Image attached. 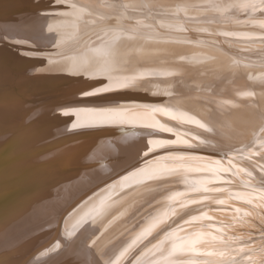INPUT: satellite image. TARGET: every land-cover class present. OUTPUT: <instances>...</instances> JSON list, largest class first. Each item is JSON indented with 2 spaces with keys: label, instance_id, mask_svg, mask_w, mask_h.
<instances>
[{
  "label": "rangeland",
  "instance_id": "1",
  "mask_svg": "<svg viewBox=\"0 0 264 264\" xmlns=\"http://www.w3.org/2000/svg\"><path fill=\"white\" fill-rule=\"evenodd\" d=\"M58 1L59 0H57V2ZM132 1L113 0L112 2V0H99L101 4H99L98 2L97 3L102 7H100L102 16L95 14L93 16L89 15V17H87L89 20L93 17V22H91L90 20V22L88 23V29L93 30V28L95 27V31L91 32V35L89 34L90 36L88 38L85 37L84 39H82L80 36L84 34L87 29H82L84 27V24H81L82 26L80 28L72 29L70 32L65 33H71V41L55 49V53L51 57L54 59L56 58V60L59 58L65 60L70 58L71 60L74 59V61H76L77 59L79 61L81 53L84 49H86L85 51L103 50V52L107 51L106 53L109 54L111 52L115 54L124 51L125 56L133 55L136 57V60L134 61H136L137 67H139V65L145 64V62L147 63L151 61L150 64H153V61L154 63H156L157 61V63H160L158 67L160 68V66H162L161 71L157 67L159 72L154 67V69L157 71V81L160 82L161 85L162 81H165L166 84L164 83L163 85V87L165 88L169 86L172 87L173 90L177 88V93L171 92L164 94L163 98L166 100L168 99L169 95L177 94L179 96L178 99L185 100L188 106L191 105L190 109H192L193 111L199 112L200 110L201 112H203V116L206 118V121L209 120L210 122H201L202 120H205V118L203 117L204 119L202 118L201 121L195 123L194 125L189 124L190 120L183 121L187 122L188 126L183 127L182 123L178 124L179 120H175L174 122L176 123H174L173 121L165 120L163 117H161L160 114H158L154 116V119L158 118L156 123H154V119L151 120H154L153 123L155 124V127H149L148 125H153V123L145 125V123L148 122L147 117H149L147 113L151 111L150 113L153 114V110L155 109H152L151 106H146V103H143V100L137 95L132 97L130 96V100H128L127 102L123 101V104H121L122 101L116 102L114 104L119 106L107 105L99 107L102 110H100L99 108H95L99 109L98 111L96 110V112H102L103 108L110 111L115 110L113 113L116 117L122 116V114L126 113L125 115L129 117V121L134 118L130 122L127 120L128 122H125V124L127 125L126 127H131L133 126V124L135 127H138L140 125L142 126L140 129H142L143 133H140L139 135H143L145 133L148 137H139L137 140L141 143L142 141L144 142L142 145L144 146V149L133 157H129L131 154H129L128 157L124 154H121L108 159L109 161L106 159L107 157L104 158L107 160L106 162L109 163L110 166H114L112 171L107 172L101 176L98 175L94 179L92 178L90 180L91 182H82V188L85 191L80 189L82 193L78 192V195H74V198H76L75 196H77L78 200L74 203H71V201H73L74 199L73 197H71V199H73L70 202L67 201L69 204L65 203V205L63 204L64 206L61 204L58 207V210L56 209V211H54L55 215L53 216V218L51 217L53 219L52 221L56 223L54 219L57 218H55V216L59 217L62 214L60 216V219L63 225H57V223H53L55 225H53L51 228V226H48V222L46 223L48 228L43 235V237H45L39 241L40 243L38 242V244H40L38 245L40 249L38 248L35 252H31V250H33L32 247L25 249V255L22 256L23 258L16 255L12 256L11 253L7 251L6 254L1 257V260H3L4 257L6 259H4L2 263L0 262V264H56L58 261H60V259H64L67 254H69V251L72 250V246L74 245V243L79 240L78 236L82 233H85V230L89 225L92 226V222L89 223V221L92 220L94 222H98L97 225H99L101 228L97 230L99 231L98 233L97 231L95 233L93 232L92 234L91 231L87 232L89 237L91 235L90 239L94 240L93 244H95V241L98 240V243L95 244L96 247L93 249V251H96L95 249H97L98 247L96 251L98 253L95 252L97 256L100 254L102 255L103 252L105 254L108 252L110 254H113L110 255L113 256V258L111 259L104 258V254L103 256L99 257L98 261L95 260V264H104L103 262H107L108 264H157L167 258L169 259L164 260L165 262L163 261L166 264H218L219 261L220 264L221 262H223L224 264H235L238 258H242L240 259L241 262L243 261V259L244 261L247 259L246 261L249 264L251 260L253 261V259L254 263L256 262L255 264H258L257 261H259V264H264V123H262L264 122V0H225V4L228 5L227 8H225L226 6H223V0H211L209 4L210 7L204 6L203 2H200L202 3L200 5L194 0H177L178 2L182 3L181 10H179L180 8H174V6H164L163 8L162 6H160L162 5V3L157 4V1L161 2V0H156L155 3H153V1L155 0ZM140 1L143 2L144 6ZM162 1L165 2L164 0ZM172 1L170 0L169 2ZM191 1H193L194 3L192 4ZM51 2L54 4L57 3L56 0H50L48 4H50ZM67 2L72 6V9L76 8L77 10L78 5L74 7L75 3L69 0H67ZM38 3L41 4V1L39 0ZM187 4L188 7L186 6ZM150 5L153 9L155 8V11L152 8L151 10H149ZM182 5L183 7H186L187 10L185 8L184 10ZM218 6L220 7L217 8ZM221 6H223L224 8L222 7V9ZM44 9L46 8L44 7ZM44 9L41 8V11L43 12ZM116 9L118 10L116 11ZM176 11H178V13ZM149 15L153 16V18L149 17ZM25 16L26 18H29L28 14H25ZM104 16H107V19L104 18ZM115 16H117L118 21ZM136 16L139 17L137 18ZM157 16H159V18ZM100 17L102 18L100 19ZM128 17H130V19ZM22 19L25 18H20V20ZM114 20L116 21V23L114 22ZM132 20L135 21L133 22ZM103 21L105 22L103 23ZM127 21H129L130 23ZM76 22L77 20L73 18L70 24ZM78 23L80 22L78 21ZM114 23L118 25L114 26ZM131 23H133L132 26ZM124 24H129V26H125ZM139 24L141 25V27ZM137 25H139V27ZM135 26L137 29L135 28ZM143 27L144 29H142ZM21 38L24 39L22 40ZM19 39H21V41ZM25 39L26 37L21 36L20 32L13 31L10 28L9 30L5 31L2 28L0 29V50H2L3 52H8L10 55L13 53H24L26 57L27 55H29L31 57L41 58V56L43 55L41 54L42 52L39 53L36 49L53 46V44L51 43L40 44V42H38L37 44V41L30 44L26 42L27 44L20 45L22 41H28V39ZM15 40H19V42H16ZM91 44H93L94 46L92 45L93 47H91ZM19 46L28 48H26L27 50H25L23 48H19ZM139 50L140 52H137ZM42 57H44V55ZM113 57L118 59L119 57H121V55ZM155 57L156 59H153ZM164 58H166V60L168 61H165ZM137 59H139V61ZM159 59L160 61H158ZM161 59L164 63L161 62ZM139 62H141V64ZM172 62L175 63L172 64ZM165 63H168V65H166ZM169 63L172 64L173 67ZM177 63L179 66L177 65ZM163 67L166 68L163 69ZM165 69H167V71ZM220 69L222 70L220 71ZM185 70L187 71V73ZM172 72H175V75L172 74ZM151 74H153L152 77L154 76V73L152 71L150 75L147 76V78L153 80V78H151ZM238 74L240 75L238 76ZM172 75L173 77H171ZM179 77L182 79V81ZM183 77H186V79L184 80ZM208 78L209 81L207 80ZM194 79L195 81H197L198 86L197 83L194 82ZM240 79L241 82L239 83ZM254 81L257 82V84H254ZM199 82H201V84ZM243 82L246 83L244 84V86H242ZM223 83L227 88L231 86L229 88L232 89H224ZM247 83L251 86H248ZM148 84L150 85V82H147L146 86ZM188 84L195 85V88H193V86V89H186L185 86H187ZM152 85L157 86L158 84L156 82ZM216 85L219 86L217 87ZM210 86L212 89L210 88ZM238 86L239 88H236ZM205 90L207 91L205 92ZM253 90L254 92H252ZM193 93L195 95H192ZM138 107L146 108V110L144 109L146 113L143 111V108L138 110ZM249 107L252 109H250ZM112 108H114V110H112ZM105 110L103 113L106 112ZM258 111H261L260 114ZM118 112L120 115L116 114ZM176 112L180 114V111ZM26 114L27 111L25 113L23 112L24 116H26ZM257 116L259 118H257ZM230 118L232 119V121ZM246 118L249 119L246 120ZM255 118L261 119L262 122ZM222 121L224 122V124ZM256 121L258 123H256ZM180 122H182V120H180ZM247 122L250 123L248 124ZM129 123L131 125H129ZM199 124L203 126L199 127L201 126ZM231 125L234 126V129ZM253 125H255V127ZM246 126L250 127L246 128ZM203 127H207L208 130L207 128L201 129ZM209 127H211L212 130H210ZM224 127L227 130L222 133V128L224 130ZM250 128L251 131H249ZM205 129L206 131H204ZM233 130L235 131L236 136L235 133L233 134ZM148 131H151V133H156L158 135V137L156 136L157 139L155 138V136H149L150 133H148ZM241 131L245 132H243L242 134ZM225 132L226 135H228V138H226L227 136H225ZM250 132L254 133L255 135H251ZM215 133H218L216 134L217 137ZM180 134L182 136H180ZM241 134L242 136H240ZM118 137L119 136H116L112 139L114 141H117ZM153 137L155 139H153ZM260 137L262 139H260ZM159 138H161L160 141L158 140ZM256 138H258V140ZM245 139L247 142L244 141ZM144 144H147V147ZM113 145L115 146V144ZM113 145L112 147H114ZM238 147L240 148V150H238ZM243 151L245 153L247 152V156L243 155ZM99 156L100 154L92 156L91 158H89V160L98 161L100 160ZM260 157L263 158L261 159ZM154 170L155 172H153ZM187 177H189L190 179ZM148 199H151L152 202ZM109 200L111 205L110 211H108L105 215L115 213V218L111 220L112 224L109 223L108 230H103V232L102 225L104 222L101 223V220H103L105 217H95V215L92 217V215L95 211L103 209V205ZM143 207L145 208V210H147L145 211ZM63 208L64 210H62ZM96 214H98V212ZM71 215H73V217L75 216L76 220L75 218H71ZM69 217L71 218L72 224L69 223V226L71 225L70 228L67 227L65 230H68L69 233L72 234L71 232L78 228L79 235L77 234V237H74L75 239L70 238L67 241L61 242V240L59 241V235L60 232H64L63 222L65 220L66 224V221H68ZM45 218L46 217L44 216V218L40 217L39 220L34 219V222L30 221L26 228L21 229L17 232L19 235H17L18 238H16V240L22 238L23 236L26 237L30 236V234L32 235L37 229L41 230V228L43 227L42 225L45 224L44 222L47 220V218ZM114 220L116 221V223L114 222ZM113 224H115V226ZM113 226L114 228H111ZM28 227L33 230H27ZM112 229L114 230L112 231ZM52 233L54 234V236ZM66 233L69 234L68 232H65V235ZM108 233L114 234L112 237H109L110 234ZM15 236L16 235H14L13 237ZM114 236H116V239L114 238ZM170 236L173 238H170ZM105 237H107L108 239ZM102 239L104 241H102ZM30 241L32 240L30 239ZM44 242L46 244H44ZM107 242H109V246ZM104 245H106V247ZM201 246H203V248H201ZM2 247L4 248L1 249ZM197 247L200 249V251ZM5 248V245L0 246V252L5 251ZM115 248L119 252H117ZM121 248L125 250L122 251L123 249ZM52 251L53 253H51ZM112 251L114 253H112ZM212 252L213 254H211ZM250 253L251 256L249 255ZM249 256L251 258H249ZM218 257L220 260L218 259ZM214 258L217 260H215ZM23 260H25L26 262ZM21 261L24 263H22ZM245 262L242 263L244 264ZM247 262L245 264H248ZM254 263L252 262V264Z\"/></svg>",
  "mask_w": 264,
  "mask_h": 264
},
{
  "label": "bare ground",
  "instance_id": "2",
  "mask_svg": "<svg viewBox=\"0 0 264 264\" xmlns=\"http://www.w3.org/2000/svg\"><path fill=\"white\" fill-rule=\"evenodd\" d=\"M40 1H41V4L38 3L39 0H38V2H37V0L36 1L35 0H4V1L2 0V1H0V29L3 28L5 31H7L10 28L13 31L20 32L21 36H25L26 39H28V41H22V43L20 45L27 44V43L30 44V43L35 42V41H37V44H38V42H40V44L41 43L53 44L52 47L47 46V47L42 48V49H36V50H38L39 53L42 52L41 54L44 55V57H42L43 56L42 55L41 58L31 57L29 55H27V57H26V55H24V53H21V54L20 53H17V54L13 53L10 55L8 52H6V51L3 52L2 50H0V246H2V245L6 246V248H5L6 250L0 252V262L1 263L3 262L4 259H6L4 257V259L2 258L3 260H1V257L4 254H6L7 251H9L12 256L16 255V256L22 257L25 255L24 254L25 249L32 247L33 250H31V252L37 251L38 248L40 249V247H38V245H40V244H38V242L45 237V236L43 237V235H44L46 229L48 228L46 223L48 222V226H51V228L56 223H57V225H63L62 221L60 219V216L62 214L59 217L55 216V218H57V219H54L56 221V223L52 221L53 220L52 218L55 215L54 211H56V209L58 210V207L61 204L65 205V203H68L67 201L70 202L74 198V195L77 194L78 192L82 193V191L80 190V189L83 190L82 182H84V181L91 182L90 180L92 178L94 179L98 175L101 176L107 172L112 171L114 166H110V164L106 162L108 159L115 157L117 155H121V154H124L127 157L129 156V154H131L129 157H131V156L133 157V156L137 155L138 153H140V151H142L144 149V146H142L144 142L142 141V143H141L140 141L137 140L139 137L145 136L144 138H146V136H147L145 133L143 135H139L140 133H143L142 129H140L142 127L141 125L138 127H135L133 124V126H131V127H126L127 125L125 124V122L129 121V119H128L129 117H127V115H125L126 114L125 112H124L125 114H122V116L116 117L113 113L115 111L114 108H112V110H114V111H110L107 108H106L107 110H105L103 108L102 112H96V110L98 111L100 109L99 107H103V106H107V105L113 106L116 102H121V101H122L121 104H123V101L127 102L128 100H130L129 98L137 95L143 100V103H146L145 104L146 106H151L152 109H155V110H153V114L150 113L151 111L149 113H147V115L150 117V120H149V117L146 116L148 119V122L145 123V125L153 123L154 120H155L154 123H156L158 118L154 119V116L158 115V114H160L161 117H163L165 120H170L173 122L175 120H177V121L179 120V123L178 122L177 123L178 124L182 123L183 127L184 126L188 127L187 122H183V121L190 120L189 124L194 125L195 123L201 121V119L204 117L203 112H201L200 110H199V112L198 111L195 112L192 109H190L191 105L188 106L186 104L185 100L178 99L179 96L177 94L169 95L168 99H166V100L163 98L164 94L171 93V92L177 93V90H176L177 88L174 90L170 86L165 88V87H163L164 83L166 84L165 81H162V85L160 82L157 81L158 79L156 76V72L158 71V69H157L158 65H160V63H157V61H156V63H154V61H153V64H150L151 61L147 62V63L145 62V64L139 65V67H137V63H136V61H134V60H136V57L133 55L125 56L124 51L121 53H115V54L111 52L112 54L111 53L109 54V53H106L107 51L103 52V50L102 51H99V50L85 51L86 49H84L83 52L81 53V57L80 58L78 57L79 61L76 58H75L76 61H74V59L71 60L70 58H68L66 60L62 59V58H59L57 60H56V58L55 59L52 58L51 56L55 53L54 52L55 49L65 45L66 43L71 41V38H72V35H70L71 33L70 34H65V33L70 32L72 29L80 28L82 26L81 24H84L83 25L84 27L82 29H84V28L87 29V31H85L84 34H82L80 36L82 39H84L85 37L88 38L91 35L90 33L95 31V29H96L95 27L94 28L92 27L93 30L88 29L89 28L88 23L90 22V20H91V22H93V17L90 20L87 17H89V15L93 16L95 14L102 16L101 15L102 11L100 12L101 6L98 5V3L99 4H101V3L99 2V0H69V1H72L73 3H75L74 7L76 5H78L77 10H76V8L72 9V6L70 4H68L67 0H59L58 2L56 0V2H57L56 4H54L52 2L50 4H48V2L50 0H40ZM53 1H55V0H53ZM123 1H125V0H123ZM142 1H140V2H142ZM164 1L166 3L161 0V2L157 1V4L162 3V5H160V6H162L163 8H164V6H169V7L174 6V8H180L179 10H181V4H182L181 2H178L177 0H174V1L171 0L172 2H169L170 0H167V1L164 0ZM194 1L200 5L202 4L200 2H203L204 6L210 7L209 4H210L211 0H194ZM214 1H217V0H214ZM218 1H220V0H218ZM223 1H224L223 6H226L225 8H227L228 5L225 4V0H223ZM112 2H113V0H112ZM127 2H129V1H127ZM155 2H156V0L153 1V3H155ZM191 2H192V4L194 3L193 1H191ZM144 3H146V2H144ZM142 4H143V2H142ZM107 5H108V2H107ZM126 5H128V4H126ZM183 5H182V7H183ZM143 6H144V4H143ZM186 6L188 7V4ZM216 6H217V4H216ZM223 6H221V8ZM44 7L47 10L44 9ZM219 7L220 6H218L217 8H219ZM41 8L44 9L43 12L41 11ZM125 8H127V7H125ZM151 8L152 7L150 5L149 10H151ZM184 8L186 9V7H183V9ZM56 9H58V10H56ZM189 9H193V8H189ZM117 10L118 9H116V11ZM176 12L178 13V11H176ZM126 13H127V11H126ZM25 14H28L29 18H26ZM149 14H150V12H149ZM106 17L107 16H104V18H106ZM108 17H111V16H108ZM132 17H131V19H132ZM149 17L153 18V16H150V15H149ZM157 17L159 18V16H157ZM20 18H25V19L20 20ZM73 18H75V20H77V22L70 24V22L72 21ZM101 18L102 17H100V19ZM115 18L118 21L117 16H115ZM128 18L130 19V17H128ZM154 18H156V17H154ZM78 21L80 23H78ZM119 21H120V19H119ZM104 22L105 21H103V23ZM114 22L116 23L115 20H114ZM127 22H129V21H127ZM111 24H113V23H111ZM118 24H119V22H118ZM118 24H115L114 26H116ZM132 24L133 23H131V26H132ZM124 25L129 26V24H124ZM139 25H137V26L139 27ZM96 26H98V25H96ZM140 27H141V25H140ZM144 27L142 29H144ZM135 28H136V26H135ZM142 29H141V31H142ZM138 32H140V31H138ZM113 34H114V32H113ZM241 34H242V32H241ZM17 35H19V34H17ZM63 37H64V39H63ZM124 37H125V35H124ZM107 38H108V36H107ZM248 38H250V37H248ZM257 38H259V37H257ZM21 39H19V40L21 41ZM19 40H15V41L19 42ZM138 41H140V40H138ZM92 45L93 44H91L90 46L93 47L94 45L93 46ZM141 45H143V44H141ZM153 45H154V43H153ZM19 48H23V49L27 50L26 48H28V47L19 46ZM122 50H123V48H122ZM32 51H34V50H32ZM143 51H144V49H143ZM20 52H21V50H20ZM137 52H140V50ZM194 53H195V51H194ZM136 54H138V53H136ZM150 54H152V53H150ZM117 55H119V56L121 55V57H119L118 59L113 57V56H117ZM126 55H127V53H126ZM47 56H49V57H47ZM139 57H137V58H139ZM141 58H143V57H141ZM146 58H147V55H146ZM166 58H167V56H166ZM166 58H164L165 61H168V60H166ZM170 58H172V57H170ZM153 59H156V57ZM137 60L139 61V59H137ZM148 60H150V59H148ZM174 60H175V58H174ZM158 61H160V59ZM161 62L164 63L163 60ZM139 63L141 64V62H139ZM174 63L172 62V64H174ZM178 63H177V65H178ZM172 64H170V65L172 66ZM166 65H168V63ZM194 66H195V64H194ZM154 67H155V69H157V71L154 69ZM161 67L162 66H160V68L158 67L160 71H161ZM166 67H168V66H166ZM166 67H163V69ZM227 69H229V68H227ZM165 70L167 71V69H165ZM221 70L222 69H220V71ZM152 71L154 73L153 77H152L153 74H151V78H153V80L147 78V76L150 75V73ZM170 71H172V70H170ZM223 71H224V69H223ZM226 71H229V70H226ZM162 72H163V70H162ZM177 72H178V70H177ZM182 73H184V72H182ZM182 73H180V74H182ZM186 73H187V71H186ZM160 74H162V73H160ZM172 74L175 75V72L174 73L172 72ZM222 74H223V72H222ZM233 75H235V74H233ZM236 75H237V73H236ZM239 75L240 74H238V76ZM184 76H186V75H184ZM212 76H211V78H212ZM221 76H223V75H221ZM227 76H229V75H227ZM171 77H173V75ZM199 77H201V76H199ZM247 77H249V76H247ZM183 79L185 80L186 77H183ZM246 79H248V78H246ZM207 80L209 81V78ZM181 81H182V79H181ZM188 81H190V80H188ZM198 81H200V80H198ZM217 81H219V80H217ZM147 82H150V85L148 84L146 86ZM156 82L158 84L157 86L152 85L153 83H156ZM194 82L197 83V81H195V79H194ZM213 82H214V80H213ZM230 82H232V81H230ZM240 82H241V79H240L239 83ZM187 83H185V84H187ZM199 83L201 84V82H199ZM252 83H253V81H252ZM244 84H246V83L243 82L242 86H244ZM249 84H251V83H249ZM254 84H257V82H255ZM247 85H248V83H247ZM197 86H198V83H197ZM216 86L218 87L219 85H216ZM221 86H222V84H221ZM248 86H251V85H248ZM179 87H180V85H179ZM185 87H186V89L187 88L193 89V88H195V85L188 84ZM229 87H231V86H229ZM229 87L227 88L226 85L224 84V89L225 88L230 89ZM153 88H156V89H153ZM210 88H211V86H210ZM236 88H239V86ZM201 89H202V87H201ZM224 89H222V90H224ZM152 90H154V91H152ZM206 91L207 90H205V92ZM225 91H227V90H225ZM237 91H238V89H237ZM252 92H254V90ZM192 95H195V94L193 93ZM198 97H200V96H198ZM135 99H137V98H135ZM226 101H228V100H226ZM131 103H133V102H131ZM131 103H130V105H131ZM259 103H261V102H259ZM231 104H232V102H231ZM263 105H264V101H263ZM114 106H119V105H114ZM95 108H99V109H95ZM132 108H131V110H132ZM141 108H143V111H144V109L146 110V108H144V107H140L138 110H140ZM252 108H250V109H252ZM257 108H259V107H257ZM109 109H110V107H109ZM116 109H117V107H116ZM126 109H129V108H126ZM100 110H102V109H100ZM104 110L106 111L105 113H103ZM211 110H212V108H211ZM26 111H27V114H26V116H24L23 112L25 113ZM176 111H180V114L177 113ZM260 112H259V114H260ZM116 114H119V112ZM253 114H255V113H253ZM257 118H259V117L257 116ZM257 118H255V119H257ZM152 119H154V120L151 121ZM248 119L249 118H246V120H248ZM132 120H130V121H132ZM180 120H182V122H180ZM257 120L261 121V119H257ZM231 121H232V119H231ZM201 122L206 123V122H210V121L209 120L206 121V118H205V120H202ZM154 123H153V125L150 124L148 126L149 127L151 126L152 128H154L155 127ZM174 123H176V122H174ZM247 123L249 124L250 122H247ZM256 123H258V122L256 121ZM262 123H264V122H262ZM223 124H224V122H223ZM129 125H131V124L129 123ZM199 125H201V124H199ZM245 125H247V124H245ZM202 126L203 125H201L199 127H202ZM231 126L234 129V126L233 125H231ZM253 126L255 127V125H253ZM249 127L246 126V128H249ZM257 127H259V126H257ZM261 127H263V126H261ZM204 128H207V127H203L201 129H204ZM209 128H210V130H212L211 127H209ZM147 129H148V127H147ZM207 130H208V128H207ZM226 130L227 129L225 127H224V130L222 128V131H223L222 133H224V131H226ZM204 131H206V129ZM249 131H251V128L249 129ZM243 132H245V131H243ZM243 132H242V134H243ZM148 133H150L149 136L152 135V136H155V138H156V136L158 137V135L154 132L151 133V131H148ZM234 133H235V131L233 130V134ZM250 133H251V135L254 134L252 132H250ZM175 134H177V133H175ZM216 134H218V133H215V135ZM242 134L240 136H242ZM128 135H134V136H128ZM248 135H250V134H248ZM116 136H119L118 140L114 141L112 138H114ZM180 136H182V135L180 134ZM225 136H227L226 138H228V135H226V132H225ZM235 136H236V133H235ZM102 137H104L106 139H104ZM216 137H217V135H216ZM219 137H220V135H219ZM155 138L153 137V139H155ZM236 138H238V137H236ZM242 138H244V137H242ZM258 138H256V139L258 140ZM183 139H185V138H183ZM260 139H262V138L260 137ZM147 140H149V139H147ZM158 140L160 141L161 138H159ZM231 140H233V139H231ZM144 141H146V140H144ZM241 141H243V140H241ZM244 141H246V139ZM261 141H263V140H261ZM196 142H197V140H196ZM242 143H245V142H242ZM113 144H115V146ZM112 145L114 147H112ZM144 145H146V147H147V144H144ZM229 146H230V144H229ZM238 150H240L239 147H238ZM263 150H264V148H263ZM244 151H246V150H244ZM251 153H252V151H251ZM98 154H100V156H99L100 160H98V161L89 160V158H91L92 156L98 155ZM261 154H262V152H261ZM241 155H242V152H241ZM243 155L247 156V152L246 153L244 152ZM250 156H252V155H250ZM259 156H260V154H259ZM104 158H106L107 160ZM250 164H251V162H250ZM153 172H155V170ZM143 174H144V172H143ZM255 174H256V172H255ZM87 177L89 178V180ZM187 178H189V177H187ZM153 179H155V178H153ZM184 184H186V183H184ZM83 191H85V190H83ZM145 195H146V193H145ZM71 197H73V198L71 199ZM75 197L76 198H74L73 201H71V203H74L78 200L77 196H75ZM146 202H147V200H146ZM151 202H152V200H151ZM148 204H149V202H148ZM125 205H127V204H125ZM110 206L111 205H110V200H109L103 205V207H102L103 209L95 211L92 215V217L94 215H95V217H98V216L105 217L103 220H101V223L104 222L102 225L103 226L102 231L108 230L109 223L112 224L111 220H113L115 218V213H110V215H105L108 211H110ZM139 208H141V207H139ZM143 209L145 210L144 207H143ZM62 210H64V208ZM97 212H98V214H96ZM120 213H122V212H120ZM56 214H58V213H56ZM122 215H124V214H122ZM44 216L47 218V220L44 222L45 224L42 225L43 227L41 228V230L37 229L32 235L30 234V236H26V237L23 236L22 238L16 240V238H18L17 235H19L17 233L18 231L26 228L30 221H33L34 219L39 220L40 217L44 218ZM49 216H50V218H49ZM71 216H72L71 218H73V219L75 218V216L74 217H73V215H71ZM71 218L69 217L70 220L68 219V221H66L67 225L65 224V220L63 222L64 223V226H63L64 232L63 233L60 232V235H59V238H60L59 241L61 240V242L67 241L70 238L75 239L77 237V234L79 233L78 228H76L73 232H71L72 234H70L68 230L67 231L65 230L67 227L70 228L71 225L69 226V223L72 222ZM119 218H120V216H119ZM130 219H131V217H130ZM41 220H44V219H41ZM75 220H76V218H75ZM91 222H92V224H91L92 226H90V225L88 226V224ZM93 222H94L93 220L89 221V223L87 224L88 227L85 230V233H82L80 235L78 234L79 240H77L74 243V245L72 246V250L69 251V254H67V256L64 259H60V261H58L56 264H95V260L98 261L99 257H101L105 254L103 252L102 255L100 254L97 256L96 253H98V252H96V251H97L98 247H97V249H95L96 251H93V249L96 247L95 244L98 243V240H96L95 244H93L94 240L90 239L91 235L89 237L87 232L91 231V234H92L93 232L95 233L100 228V226L97 225L98 222L95 221L96 223L94 222V224H93ZM114 222L116 223L115 220H114ZM53 223H55V224H53ZM113 225L115 226V224H113ZM152 225H153V223H152ZM39 226H40V224H39ZM114 226L111 228H114ZM28 229L31 230V228H29V227L27 228V230ZM113 230L114 229H112V231ZM152 230H153V228H152ZM215 230H216V228H215ZM65 232H68L69 234L66 233V235H65ZM98 232L99 231H97V233ZM23 233H25V232H23ZM54 234H55V232H54ZM54 234H53V236H54ZM108 234H110V233H108ZM113 234L114 233H111L109 235V237H112ZM14 235H16L17 237L16 236L13 237ZM106 236H107V234H106ZM87 237H89V238H87ZM115 237L116 236H114V238ZM105 238H107V237H105ZM170 238H173V237L170 236ZM197 238H198V236H197ZM30 239L32 241H30ZM166 239H168V238H166ZM164 240H163V242H164ZM206 240H208V239H206ZM102 241H104V240L102 239ZM73 242H72V244H73ZM108 243L109 242H107V244ZM113 243H114V241H113ZM44 244H46V243L44 242ZM172 245H173V243H172ZM104 246L106 247V245H104ZM108 246H109V244H108ZM3 248L4 247H2L1 249H3ZM109 248H111V247H109ZM116 248H117V246H116ZM116 248H115V250H116ZM201 248H203V246H201ZM118 249H120V248H118ZM121 249H123V248H121ZM124 250L125 249H123L122 251H124ZM198 250L200 251L199 248H198ZM53 251L51 253H53ZM65 251H66V249H65ZM34 252H33V254H34ZM42 252H43V250H42ZM117 252H119V251H117ZM112 253H114V252L112 251ZM28 254H30V253H28ZM116 254H119V253H116ZM211 254H213V252ZM31 255H32V253H31ZM49 255H51V254H49ZM110 255H113V254H110L108 252L105 254L104 258H108V259L113 258V256H110ZM249 255L251 256V253ZM44 256H45V254H44ZM250 256H249V258H251ZM42 257H43V255H42ZM42 257H40V258H42ZM95 257H96V259H95ZM17 259H18V257H17ZM43 259H44V257H43ZM167 259H169V258H167ZM167 259H164V260H167ZM212 259H213V257H212ZM218 259H219V257H218ZM240 259H242V258H240ZM240 259L238 258L239 262L237 260V262L235 264H241L242 262H245L247 260L246 259L244 261V259H243V261L241 262ZM14 260H15V258H14ZM160 260H161V258H160ZM184 260H185V258H184ZM195 260H196V257H195ZM215 260H217V259H215ZM23 261H25V260H23ZM103 261H104V259H103ZM163 261H161L157 264H166V263H164L165 261L164 262ZM193 261H194V259H193ZM197 261H198V259H197ZM219 262H218V264H220ZM252 262L254 263V259H253V261L252 260L250 261V264H252ZM22 263H24V262H22ZM35 263H36V261H35ZM103 263L108 264L107 262H103ZM111 263H112V261H111ZM190 263H191V261H190ZM210 263H211V261H210ZM229 263H230V261H229ZM257 263L259 264V261H257ZM192 264H195V263H192ZM221 264H224V263L221 262Z\"/></svg>",
  "mask_w": 264,
  "mask_h": 264
}]
</instances>
